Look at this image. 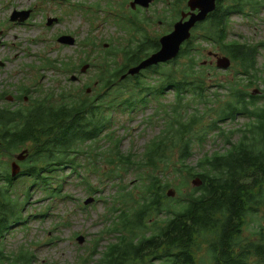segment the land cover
<instances>
[{"label":"trees","instance_id":"trees-1","mask_svg":"<svg viewBox=\"0 0 264 264\" xmlns=\"http://www.w3.org/2000/svg\"><path fill=\"white\" fill-rule=\"evenodd\" d=\"M225 2L218 0L216 10L197 24L178 57L169 62L121 80L130 66L159 48L158 39L145 34L135 45L131 38L125 48L107 50L101 72L104 92L97 93L95 85L93 94L73 98L20 88L18 103L5 102V92H0V264L11 259L12 264L32 263L30 253L8 255L4 246L7 232L24 222L14 183L29 181L26 194L38 188L50 200L65 199V180L54 174L72 165L75 154H94L96 159L87 175L77 171L78 165L70 166L71 173L83 176L89 193L100 190L93 175L111 189L96 199L106 207L100 231L104 236L75 264H93L92 259L97 264H260L264 236L251 242L244 237V226L264 205V60L259 61L264 40H228V34L233 13H258L264 0ZM205 43L232 59L230 79L198 61L206 54ZM119 53L124 63L115 67ZM46 64L57 66L59 61ZM256 86L260 93L253 95L250 88ZM168 92L173 99L166 101ZM152 104L155 113L147 120L162 121V128L138 152H124L113 127L114 113L133 114ZM239 120L243 123L236 125ZM211 137L222 146L206 149L191 164L194 149L205 147ZM26 146L30 153L13 178L3 157L9 160ZM130 168L137 183L124 186V171ZM196 177L202 185H191ZM174 187L177 194L169 197L167 191ZM104 237L108 240L102 245Z\"/></svg>","mask_w":264,"mask_h":264},{"label":"rangeland","instance_id":"rangeland-1","mask_svg":"<svg viewBox=\"0 0 264 264\" xmlns=\"http://www.w3.org/2000/svg\"><path fill=\"white\" fill-rule=\"evenodd\" d=\"M121 1L0 0V61L3 63L0 64V92H5V102L18 103L19 99L16 95L20 88H28L34 94H40L45 89L54 96L71 94L73 98L81 96L80 94H93L95 85H98L97 93L104 92L101 88L104 81L101 72L104 69L102 64L104 57L108 55L107 50L117 47L125 48L132 38V34L127 33L129 29L123 30L119 22H116L117 13L120 15L121 12L127 11L119 6ZM161 1L165 0H160V2L158 0L160 5H162ZM166 1L170 2L169 14H156L152 20L147 15L149 20L144 19L147 25L140 28L142 31L136 34V37L140 38L141 35L144 36L147 33L150 38L155 39L173 29V24L180 19V12H176L175 9L177 7L181 9L183 5H186L187 0ZM230 2L231 0H226L225 3ZM14 10H30L31 12L24 22H14L10 20ZM49 18H57V20L48 24ZM159 20H164L165 23L159 24ZM197 32H201L200 28ZM63 34L73 36L76 39L75 45L60 43L58 37ZM88 40H93L94 45L88 43ZM228 40H248L250 42L264 40V2L258 13L249 9L245 13L231 15ZM136 43L137 41H134L133 45ZM204 47L206 54L198 59L203 64L216 67L217 56L226 55L213 43H205ZM263 54L264 50L259 56L260 62L264 60ZM46 60H57L59 64L57 66L47 65ZM61 61H71L72 65L66 68L61 65ZM86 63L90 66L82 72L81 67ZM122 63H124V56L119 53L113 66L118 67ZM232 68L234 67L231 59L228 69L217 70L218 76L224 80L230 79L234 71ZM72 75H76L77 80H71ZM87 88L91 89L89 93L86 91ZM256 88L259 87H252L250 90ZM172 99L173 93L168 92L165 100ZM25 101H28V96L25 97ZM154 113L153 104L133 114L117 111L114 113L113 127L116 134L122 138L124 152H138L145 142L160 131L162 121L148 122L147 120ZM241 123L243 120L235 124ZM212 137L205 147L194 149L191 164H194L206 149L214 150L222 146L220 140L214 142ZM101 146H103L102 143ZM23 150L27 151L26 159L30 153L28 146L23 147L15 155ZM15 155L9 160L3 157L9 172ZM75 155L76 158L71 164L78 165L77 171L87 175L91 169L90 161L96 160L94 154ZM100 163L99 170L102 171L105 168L104 164ZM72 165L59 168L54 174L55 178L65 180L62 182L65 195L68 196L65 199L50 200L48 195L38 188H31L26 194L30 186L29 181L24 182L19 179L14 183V197L23 204L22 217L24 219L22 220L24 222L15 225L5 235L4 246L8 255L16 256L20 251H24L30 253L31 264H75L79 258L87 256L97 239L104 236L100 231L105 225L106 207L103 201L96 199L99 196H108L111 189L109 186L99 184L97 175H93L91 178L93 184L100 190L96 193H89L87 186L81 183L83 176L71 173L70 166ZM85 167L88 168L87 171ZM124 173L122 185L135 186L137 182L133 169L130 168ZM55 182L57 181L54 180L53 183ZM176 189L171 188L167 191V195L175 198ZM171 191H175L174 195H171ZM88 197H94V201L85 204ZM49 205L51 208L48 211ZM258 211V216L248 217L244 226V237L247 239H258L256 229L264 223V205ZM40 212H45L46 216H41ZM80 236L84 237L82 243L78 241ZM107 240L108 237H104L102 245H105ZM12 262L11 259L4 264H12ZM92 262L97 264L96 259H92Z\"/></svg>","mask_w":264,"mask_h":264},{"label":"water","instance_id":"water-1","mask_svg":"<svg viewBox=\"0 0 264 264\" xmlns=\"http://www.w3.org/2000/svg\"><path fill=\"white\" fill-rule=\"evenodd\" d=\"M139 2H150L151 0H136ZM189 11L181 12L180 19L174 23L173 30L160 37V47L158 50L151 53L146 58L142 59L138 64L131 66L126 73L121 76V80L125 79L128 75L139 74L143 69L164 63L176 58L182 48V45L191 37L192 29L198 22L204 21L210 13H212L217 7V0H188ZM30 10H14L10 16V20L14 22H24L30 14ZM57 18H49L48 24H52ZM58 41L65 45H75L76 39L68 34H63L58 37ZM107 46V44H106ZM210 54H212L210 52ZM215 56V54H213ZM0 64H3L0 61ZM231 65V59L228 56H217L216 66L221 69H228ZM89 64H84L81 67V71L85 72L89 68ZM76 75L71 76V80H77ZM87 93L91 91L87 88ZM260 90L256 88L252 91V94L259 93ZM27 151L15 155L14 161L10 164V175L16 177L21 172L20 161L24 160ZM203 181L200 177H196L192 180L193 186L202 185ZM175 191H171V195H174ZM94 201V197H88L85 200V204H89ZM79 243L84 241V237H78Z\"/></svg>","mask_w":264,"mask_h":264},{"label":"flooded vegetation","instance_id":"flooded-vegetation-1","mask_svg":"<svg viewBox=\"0 0 264 264\" xmlns=\"http://www.w3.org/2000/svg\"><path fill=\"white\" fill-rule=\"evenodd\" d=\"M160 2V0H159ZM158 2V0H151L150 2H139L136 0H122L121 3L119 4V6L123 9V10H127V11H123V13L121 12V14L119 15L117 13V20L116 22H119L120 26L124 25L125 28L131 29L130 31L132 32V40H135L137 42H140V40H143L145 38L146 35H148L147 33H145L146 35L142 36L140 38H138V36L136 37V34H139L140 28H142L143 26L145 27L147 24H145V20L148 21L149 17L147 15H149L152 18H154V16L157 14H169L170 12V2L169 1H161L162 5H160ZM112 4V2H110ZM118 4V3H117ZM180 7H177L175 10L176 12H188L189 11V6H188V0L186 1V5H183L181 7V9H179ZM179 14V15H180ZM145 17H144V16ZM142 16V17H141ZM145 19V20H144ZM159 24H164V20H159L158 21ZM127 26V27H126ZM124 30V29H123ZM129 33V32H127ZM150 38V37H149ZM153 39V38H150ZM158 42L160 37H157ZM105 46V45H104ZM159 47H160V43H159ZM264 203V202H263ZM257 235H258V239L257 240H250L251 242L253 241H258L259 239H262V236H264V223L263 225L257 226ZM260 264H264V253H262L261 255V262Z\"/></svg>","mask_w":264,"mask_h":264}]
</instances>
